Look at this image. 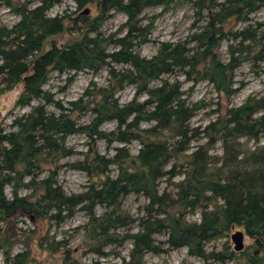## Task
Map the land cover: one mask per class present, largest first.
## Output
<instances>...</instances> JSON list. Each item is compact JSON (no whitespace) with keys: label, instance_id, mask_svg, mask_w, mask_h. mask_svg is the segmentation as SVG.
Segmentation results:
<instances>
[{"label":"trees","instance_id":"16d2710c","mask_svg":"<svg viewBox=\"0 0 264 264\" xmlns=\"http://www.w3.org/2000/svg\"><path fill=\"white\" fill-rule=\"evenodd\" d=\"M2 1L20 21L12 28L0 26V91L22 83L17 107L38 105L16 117L9 131L0 129V224L16 216L62 223L83 211L89 217L84 230L93 252L106 257L105 249L132 242L127 264H144L148 254L163 253L158 235L168 238L170 249L188 248L190 256L205 261L229 258L209 253L206 245L237 227L264 247V146L245 150L241 142L260 143L264 137V98L227 109L199 131L191 125L197 107L180 81L210 82L220 95L234 96L235 72L246 55L264 59V32H232L230 25L233 20L248 22L264 0H187L196 14L195 32L184 41L160 43L152 58L140 53L152 36V26L142 16L149 8L168 6L169 0H73L78 10L93 6L96 13L88 9L80 16L55 17L49 13L62 0L36 6L31 0ZM113 12L127 17L123 34L102 31ZM64 33L70 35L67 43L52 40ZM230 36L237 45L228 47L229 59L223 60L220 50ZM104 69L109 72L107 85L92 82L67 105L45 89L54 72L98 74ZM129 87L136 95L122 104L119 95ZM108 123L115 124L113 130L103 128ZM76 134L87 137L86 152L68 146ZM199 137L208 142L191 151ZM100 142L113 147L114 155L102 154ZM134 142L140 145L137 155L130 149ZM219 142L224 150L220 160L210 154ZM64 168L89 178L84 192L64 191L59 181ZM178 176L183 179L175 184V194L162 190L165 178ZM22 190L31 194L20 196ZM130 195L148 199L145 217L136 220L122 211ZM98 207L105 208L102 215ZM198 210L201 222H188ZM136 222L137 232L120 233L133 231ZM39 247L51 254L63 250L62 264H79L64 241L44 236ZM0 248L5 247L0 243ZM255 259L252 264L262 262ZM36 263L30 250L7 261Z\"/></svg>","mask_w":264,"mask_h":264},{"label":"rangeland","instance_id":"374dc122","mask_svg":"<svg viewBox=\"0 0 264 264\" xmlns=\"http://www.w3.org/2000/svg\"><path fill=\"white\" fill-rule=\"evenodd\" d=\"M33 6L41 4L45 0H31ZM223 1V0H221ZM91 9L93 14L96 8L88 7L85 11H80L73 0H62L60 4L54 6L49 13L50 16H64L65 14H76L80 16L87 14L86 11ZM145 25L152 26V36L150 42L143 46L140 53L143 57L152 58L157 54L159 45L162 42H179L184 41L195 32L196 14L191 3L187 0H169L166 7H154L145 10L143 13ZM20 21L14 11L8 8L4 1L0 0V26L12 28ZM127 17L121 13H112V16L104 24L102 31L106 34L122 33L123 25L126 23ZM264 25V7L258 12L250 16L248 22H233L230 31L250 30L258 34L264 32V27L259 29V25ZM204 23H199L198 27ZM197 30V29H196ZM52 40H56L58 44H65L70 41V35L64 33ZM233 43L232 36L223 43L220 54L223 60L229 59L228 47ZM251 45L250 42L245 43ZM255 47H252L254 51ZM49 46L46 47V50ZM257 51V50H256ZM253 54L246 55V60L235 72L234 89L237 93L228 98L225 94L220 95L217 88L210 82H200L193 84L187 82L185 77H180V81L184 83V90L187 91V97L191 105L196 106L197 111L191 125L193 128L202 131L206 126L215 121L218 117L225 114V111L231 107H240L246 104L250 99L264 98V59L258 61L253 59ZM1 64V62H0ZM109 72L104 69L98 74L92 72H72L68 74L52 73L49 76L45 89L51 92L57 101L67 105L69 102L78 100L92 82L99 86L108 84ZM0 88L1 85H0ZM24 91V84L20 83L15 89L2 93L0 91V129L9 131L16 117L29 113L32 108L38 105L34 102L32 106L20 108L17 102ZM136 91L133 87L124 90L119 98L122 104L128 103L134 99ZM144 99V98H143ZM51 111H57L50 108ZM89 119H86L87 122ZM114 123H108L103 128L107 131L113 130ZM88 139L85 135L76 134L69 138L68 146L73 147L77 152H86L88 149ZM208 139L199 137L192 144V150L205 145ZM241 142L245 146V150H255L259 146H264V137L260 143L242 139ZM119 146L115 145L114 147ZM140 145L134 142L130 145L133 155H137ZM99 149L102 154L109 156L114 155L113 147L108 149L105 142L99 143ZM213 157L222 159L224 150L222 142H219L211 149L210 153ZM67 160L64 161L66 163ZM170 168V167H168ZM115 169V168H113ZM113 175L116 172L113 170ZM183 179L182 176L176 178H165L161 183L162 190L168 189V192L175 194V184ZM60 184L64 191L68 194H79L86 190L89 185V178L81 172L71 171L64 168L59 177ZM31 191L22 190L20 196L30 195ZM8 200L13 198L12 188L6 189ZM149 204L147 198L141 195H130L123 200L122 211L130 214L134 219L138 220L146 215V206ZM97 214L102 215L105 212L104 207L97 208ZM202 212L196 211L187 218L190 223H200ZM89 217L83 211H78L72 218L62 223L49 221L44 219H34L30 217L16 216L8 219V221L0 224L3 230L0 235V243L4 245V249L0 248V264H7L9 258L30 250L32 256L37 259L36 264H62L64 251L51 254L50 251L39 247V239L48 236L49 239L64 241L68 243L69 249L72 250V258L79 264H127L130 261V252L133 248L132 242H127L121 247L112 246L105 249L108 253L106 257L99 256L90 247V242L85 237L84 227L88 224ZM139 222L133 226V231H120V233L132 232L138 230ZM240 231L244 233V250L237 252L235 244L232 241V235ZM159 247L163 250L160 254H148L144 259V264H252V258L255 260L262 259L260 264H264V247L256 244V241L250 238L243 228H234L226 236L216 238L207 243V251L217 255L229 257L225 262L215 259L205 261L189 255L188 248L170 249L165 235L156 236Z\"/></svg>","mask_w":264,"mask_h":264},{"label":"water","instance_id":"95a60500","mask_svg":"<svg viewBox=\"0 0 264 264\" xmlns=\"http://www.w3.org/2000/svg\"><path fill=\"white\" fill-rule=\"evenodd\" d=\"M86 13H88V11H86ZM244 239H245V235L244 233L237 231L236 233H234L232 235V241L235 244V250L237 252H241L244 250Z\"/></svg>","mask_w":264,"mask_h":264}]
</instances>
